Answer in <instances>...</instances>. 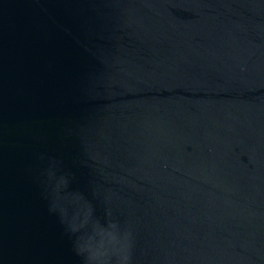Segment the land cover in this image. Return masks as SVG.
Here are the masks:
<instances>
[{"label":"water","instance_id":"water-1","mask_svg":"<svg viewBox=\"0 0 264 264\" xmlns=\"http://www.w3.org/2000/svg\"><path fill=\"white\" fill-rule=\"evenodd\" d=\"M0 264H264V0H0Z\"/></svg>","mask_w":264,"mask_h":264}]
</instances>
